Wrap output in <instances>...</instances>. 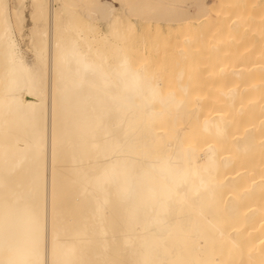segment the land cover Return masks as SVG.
Returning <instances> with one entry per match:
<instances>
[{
	"label": "bare ground",
	"instance_id": "obj_1",
	"mask_svg": "<svg viewBox=\"0 0 264 264\" xmlns=\"http://www.w3.org/2000/svg\"><path fill=\"white\" fill-rule=\"evenodd\" d=\"M113 1L0 0V264H264V0Z\"/></svg>",
	"mask_w": 264,
	"mask_h": 264
},
{
	"label": "rangeland",
	"instance_id": "obj_2",
	"mask_svg": "<svg viewBox=\"0 0 264 264\" xmlns=\"http://www.w3.org/2000/svg\"><path fill=\"white\" fill-rule=\"evenodd\" d=\"M101 2H103V4H106L108 3L109 5V8L111 10V12L113 11V13L116 11V10H121L122 8H120V4H118L117 2L113 1V0H101ZM26 5H27V9L25 11V17H26V20H25V28H24V31L25 33H28V30L29 28L32 26V23H31V19H30V0H26ZM24 48H25V45H23ZM28 61H31V58L28 57Z\"/></svg>",
	"mask_w": 264,
	"mask_h": 264
}]
</instances>
